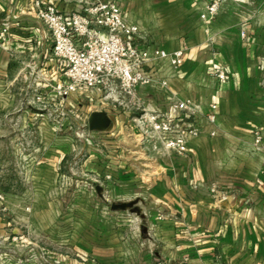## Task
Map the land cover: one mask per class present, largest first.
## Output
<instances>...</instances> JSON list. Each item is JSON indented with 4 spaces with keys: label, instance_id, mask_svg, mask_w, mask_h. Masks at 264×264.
Instances as JSON below:
<instances>
[{
    "label": "crops",
    "instance_id": "crops-1",
    "mask_svg": "<svg viewBox=\"0 0 264 264\" xmlns=\"http://www.w3.org/2000/svg\"><path fill=\"white\" fill-rule=\"evenodd\" d=\"M34 1L0 0V30L3 23L9 26L0 41V222L1 207L15 210L10 202L30 198L31 186L83 152L84 171L104 182L110 197L134 202L142 224L138 235L105 230L101 249L91 244L92 229L82 242L73 229L70 242L54 243L48 264H264V146L254 144L256 134L264 141V0H103L117 3L148 42L169 53L182 49L183 64L173 70L152 63L155 79L166 86L139 88L136 97L117 93L108 99L101 88L79 86L66 102L53 92L66 80L65 66L52 56V38L36 17ZM41 1L67 17L83 11L79 0ZM214 1L221 9L205 25L200 16ZM219 66L225 81L211 75ZM37 95L45 100L40 112L31 106ZM179 101L193 106L190 118L202 133L185 155L154 151L143 142L133 110L171 113ZM85 103L91 108L83 123L104 112L108 125L88 128L91 141L81 147V120L72 113ZM212 103L217 110L209 123ZM63 107L71 126L56 113ZM11 164L23 165L24 175ZM17 232L0 224V235ZM48 245L28 247L47 255ZM8 255L4 264H27L14 252Z\"/></svg>",
    "mask_w": 264,
    "mask_h": 264
},
{
    "label": "built area",
    "instance_id": "built-area-1",
    "mask_svg": "<svg viewBox=\"0 0 264 264\" xmlns=\"http://www.w3.org/2000/svg\"><path fill=\"white\" fill-rule=\"evenodd\" d=\"M79 2L82 13H72L68 17L41 0L33 3L36 17L52 38L53 58L65 66L63 76L66 80L53 89L60 102H66L79 86L88 90L101 88L108 99L117 93L136 97L139 88L157 82L152 63L164 62L173 70L182 66V49L169 53L148 42L138 26L126 21L117 3L103 0ZM220 9V1L210 3L201 14V20L209 25ZM8 31V24L3 23L0 41L7 38ZM211 75L218 81L226 80V72L221 66L211 70ZM157 84L165 87L166 81H158ZM34 102L44 106L45 100L37 95ZM170 110L171 113H163L143 109L138 118L143 142L154 151L185 155L189 142L198 138L202 131L190 118L195 116V111L189 101L176 102ZM209 110L207 121L214 123L217 105L210 104ZM254 144L264 146L259 134L255 135Z\"/></svg>",
    "mask_w": 264,
    "mask_h": 264
},
{
    "label": "rangeland",
    "instance_id": "rangeland-1",
    "mask_svg": "<svg viewBox=\"0 0 264 264\" xmlns=\"http://www.w3.org/2000/svg\"><path fill=\"white\" fill-rule=\"evenodd\" d=\"M31 106L39 110V112L45 110V106L34 102H32ZM90 108L91 105L89 104H81L79 110L72 113L75 118L77 117L81 120L79 122L76 121L80 127L78 138L81 141V147L83 143L88 145L87 141H91L88 136L87 122L83 123V117L88 116L86 112ZM58 111L56 112L58 116H63L68 123L71 122V119L67 117H71V115L64 107ZM133 111L136 114L135 116H139V111ZM69 124L71 126V123ZM84 157V153L81 152L74 164L71 163V158L65 159L57 175L48 174L46 181L30 187V198H22L18 201L13 200L9 203V205L15 204L17 206L15 210L9 211L7 205L1 207V219L4 221H1L0 224L10 229L16 228L18 232L11 237L13 239L9 238L8 234L0 235V264H4L7 261L8 254L12 252H14L13 256L22 263L48 264L51 260L47 256L56 251L54 243L57 241L70 242L73 236L71 230L73 229L81 232L79 237L81 242L87 228L92 229L90 233L94 235L95 243L91 244L99 249L105 246L102 243L105 230L118 231L124 228V236L128 231L138 235L142 218L136 213H130L129 210L122 212L111 209L112 205L121 203L118 201V194L110 197L106 192L107 189L104 182L94 180L93 177H90L84 171L82 167ZM4 162L6 163L5 166H7L8 160H4ZM7 167H4V172ZM10 167H19L20 169H17V172L20 175L25 171L21 164L15 165V167L14 164H11ZM1 186L7 187L6 185ZM96 186L101 187L100 195L95 190ZM29 226L33 228L31 233H29ZM9 242H14L17 245L15 250L9 248ZM39 242L50 244L48 245L49 254L46 255L34 246L28 247L30 243L37 244ZM25 243H28L27 247H25ZM65 252L70 256H74L70 248H66Z\"/></svg>",
    "mask_w": 264,
    "mask_h": 264
},
{
    "label": "water",
    "instance_id": "water-1",
    "mask_svg": "<svg viewBox=\"0 0 264 264\" xmlns=\"http://www.w3.org/2000/svg\"><path fill=\"white\" fill-rule=\"evenodd\" d=\"M108 125V118L106 113L104 112H93L88 117V128L90 131H95L99 129L106 128ZM98 195H100L101 188L99 186H96L95 188ZM134 202L129 203H120V204H114L111 206V209L113 211L120 210V211H126L130 210L132 213H138L139 209L137 207H134Z\"/></svg>",
    "mask_w": 264,
    "mask_h": 264
}]
</instances>
